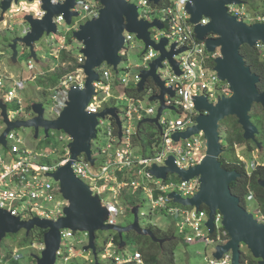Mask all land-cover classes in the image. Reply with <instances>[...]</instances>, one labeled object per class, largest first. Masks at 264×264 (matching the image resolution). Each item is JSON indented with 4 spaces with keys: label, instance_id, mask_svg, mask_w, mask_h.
<instances>
[{
    "label": "water",
    "instance_id": "obj_1",
    "mask_svg": "<svg viewBox=\"0 0 264 264\" xmlns=\"http://www.w3.org/2000/svg\"><path fill=\"white\" fill-rule=\"evenodd\" d=\"M20 0H3L1 2L2 21L6 12L12 7V3ZM34 2L35 0H28ZM46 16L39 20L27 15L25 21L31 24L32 31L24 38L15 39L10 48L13 51L12 63L18 62L19 46L29 49L30 57L38 63L36 44L42 40L45 34L58 33V26L54 22L55 16L64 14L67 23L71 25L73 18L79 14L72 10L76 6V0H66L65 4L54 5L52 0H41ZM102 5L98 18L92 19L81 25L79 31L74 33V38L84 46L81 51L86 57V63L82 69L87 75L85 88L72 87L69 92L67 107L55 120L45 117V107L42 103L33 104L34 116L28 120L18 119L13 121L8 111V105L0 99V111L6 126L4 133L0 136V145L8 146V135L18 129H34L36 139L44 129L46 138L50 131H63L70 138L69 151L71 159L50 176L60 182L63 197L69 202L64 210V216L58 221L34 218L22 221L12 216L8 211L0 209V243L8 235H17L22 231L29 236L34 230L45 231V249L40 256H33L37 264H56L57 253L61 248L62 230L70 229L74 233L84 232L89 235V243L85 247L86 252H92L95 263L99 262L98 247L96 245L98 232L117 233L120 237V249H124L127 242L124 234L136 233L140 236H148L154 242L164 245L172 239H159L155 233L144 228L140 221V206L132 208L133 222L128 226L106 224L110 217L107 207L103 206L101 197L94 195L93 190L74 173V162L85 154L94 166L96 160L93 158V142L98 138L99 119L113 118L119 127V136L122 138V122L118 114V108H106L100 113H90L88 106L96 95V83L101 80L100 69L104 66L113 67L118 73L119 66L123 62L120 53L125 46V31L135 34L148 49L154 47L160 52V57L151 64V69L142 71L141 81L138 84V92L145 91L148 80L152 79L160 88V94L152 96L150 102H160L156 118L144 119L142 124L155 125L160 132V118L166 110L176 111L174 107L166 105L165 97L175 96V91L166 88L165 82L158 74L163 63L168 60L177 75H182L179 63L175 56L185 52L187 49L176 50L173 44L171 50H167L169 40L161 39L159 43L152 40L151 29L163 30L165 25L158 19L150 22L140 19L139 6L128 0H98ZM154 6H159L162 0H146ZM243 5V0H192L186 7L191 15V22L196 25L195 32L201 42H205L207 50L211 54L220 53L215 59V71L220 80L227 83L230 89L228 96H222L216 104L209 102L207 97H195V106L200 115L197 125L189 128L184 133L173 136L175 142L191 139L201 133L206 140V153L201 163L188 170L181 169L176 164V159L171 156L166 161L165 167L154 165L151 174L158 179L167 181L169 175H177L184 181L200 178V191L191 199L171 193L169 197L176 203L200 209L206 206L209 209L207 228L211 235L215 234V216L220 212L223 216L222 226L228 232L230 240L226 245L217 247L214 257L222 259L227 253L232 254V264H242L243 247L251 252L253 257L264 264V222L259 221L243 205L240 197L236 196L231 188L242 175L236 171L225 169L220 161L224 153L221 123L226 118L236 117L244 131L246 141H257L260 133L258 127L253 123L251 112L256 104L262 105L264 110V90L260 91L261 77L252 71L247 65L241 51L244 46L256 48L264 44V23L256 22L248 24L239 21L237 17L229 13V5ZM209 18L210 22L203 26V18ZM217 36V37H211ZM262 148V144L258 143ZM264 189V180L259 181Z\"/></svg>",
    "mask_w": 264,
    "mask_h": 264
},
{
    "label": "built area",
    "instance_id": "obj_2",
    "mask_svg": "<svg viewBox=\"0 0 264 264\" xmlns=\"http://www.w3.org/2000/svg\"><path fill=\"white\" fill-rule=\"evenodd\" d=\"M128 1L132 2L131 0ZM169 1V4L163 7H161L162 1L159 6H154L146 0H138L135 4L139 6L140 19L150 22L154 21L155 18L152 19L150 14L155 10L163 14V19L160 21L165 25V28L163 30L157 28L151 29L153 41L159 43L163 38L168 39V51L171 50L173 44L177 45L176 50L187 49L185 52L175 56L182 75L176 74L168 60L158 70V74L165 82L166 88L175 91L174 97L166 95V105L174 107L183 116L176 120H169L164 114L171 110H166L160 118L163 133L158 129L161 137L160 146L155 147V153L149 157L137 153L138 147L133 142L139 133L140 123L144 119L156 118L160 107L159 101L155 102L158 108H154L151 105L144 107L142 104L144 94L151 93V98L160 94V88L150 79L146 84L145 91L139 93L140 74L142 71L150 70L151 64L161 54L154 47H149L148 49L145 47L143 53L145 64L139 68V72L133 77H129V75L122 76V73L127 71L121 68L122 64L119 66L118 73L110 66L101 68L99 71L101 80L99 83H96V95L93 97L87 111L94 114L102 112L106 109L105 106L112 99L116 98L113 92L119 89L118 92H121V96L128 98L130 103L126 108L124 118L120 116V109L118 108V114L123 125V136L122 138L119 136V127L113 118H100L98 132L101 127H106L103 132L104 139L102 140L104 145L98 151L99 158L102 159V164L99 167L100 172L94 171L96 162L92 166L85 154H82L74 162L73 169L76 176L90 186L94 195L97 192L101 197L103 206L108 208L110 217L106 224L121 225L120 219L126 216L128 212L130 213L132 208L128 207L129 209L127 210L125 207L120 206L116 200L112 203H106L101 196L102 193L109 192L110 196L116 199L118 195L122 196L126 188H131L135 191L142 190L145 192L154 210L164 211L169 214L175 222L178 232L180 234L187 233V243L205 240L207 244L219 241L221 242L220 245H226L230 237L222 226L223 216L220 212L215 216V234L211 235L206 225L208 221L205 220L206 216L209 219V209L206 206H202L200 209L187 207L176 203L169 197L171 193H176L184 199L193 198L200 191V178H195L188 182L180 179L177 182L169 175L168 180L165 181L156 178L150 172L154 165L165 167L166 161L171 156L176 159L177 166L184 170L200 164L207 150L204 134L201 133L193 136L191 139L181 140L180 142H175L173 136L177 133H184L189 128L197 125L196 120L200 113L195 106V97L204 96L208 98L210 103L216 104L222 97V95H218L219 92H222L223 96L230 94L228 84L220 80L215 67L211 65L212 59H216L220 53H209L206 43L199 41L197 38L195 32L196 25L191 22V15L186 10L187 5L192 0ZM52 3L54 5H61L65 4L66 0H52ZM146 6L150 7L149 10L144 9L141 12V9ZM101 9L102 5L98 0H76V6L72 11L78 13L79 16L73 18L71 25L67 23L64 14L55 16L54 22L58 26V33L51 34L53 41L57 37L55 42L51 44L58 48V52L64 49L73 51V49H70L72 46L67 44V35L79 31L81 25L98 18ZM228 10L239 21H244L248 24L254 22L264 23V12L250 13L245 3L243 5H229ZM20 13H26L33 16L34 19L39 20L43 19L47 14L43 9V2L41 0H35L34 2L20 0L18 3H12V7L6 12L4 20ZM77 18H81V21L76 22ZM209 22L210 19L204 17L200 24L205 26ZM4 24L8 29L13 30L11 25L6 21ZM60 27H62V33L60 32ZM31 31V24L25 21L22 25V35L20 38L26 37ZM45 36L48 35L45 34ZM124 37L125 46L120 53L123 59L127 56V54L125 55V51L135 47L133 46V40L136 35L125 31ZM211 37L215 38L217 36ZM3 48L4 46H0V99H3L7 105L15 103L17 107L15 116L14 118L10 117L13 121H16L21 113H25L22 110L24 100L21 97V91L27 88L28 81L24 79L18 80L13 88L6 84L7 80L11 81L13 79L2 68V57L5 54ZM83 48L84 46L82 45L81 51ZM76 58V71L64 76L60 84L51 92L52 109L56 117L49 120L57 119L67 107L69 92L72 87L85 88L87 75L82 66L86 63V57L80 52L76 54ZM35 63L34 59L30 58L28 68L32 72L36 70ZM164 70L169 75L166 79L162 78V71ZM150 82L153 83V86L150 85ZM128 90L133 92L131 94L137 92L141 96H132ZM8 111L10 114L9 106ZM7 140V147L0 145V209L8 211L12 216L18 217L22 221H29L34 218L58 221V219L64 216V210L69 205V202L62 195L60 182L50 175L54 174L59 167L71 159L69 145L67 152L63 155L65 157L63 161L48 164L45 163V160L52 158L53 154L56 157L58 156L56 150H41L36 152L23 148L20 146L21 139L16 138L14 131L8 135ZM70 143L71 138L69 139ZM93 158L95 159L94 149ZM120 173L127 175L131 181H121L119 177ZM173 176L178 177L177 175ZM85 236L89 240L88 233H85ZM73 237L74 232L70 229L62 230V243L57 253L56 264H58V260L61 264H69L77 255L74 252L76 247L72 243H69V239ZM66 242L69 244L63 247ZM79 242L81 243L80 240ZM31 247L36 248L37 254L41 255V252L45 249V244L44 241H36ZM23 249L26 248L14 247L9 250H2L0 248V264H26ZM121 250L112 239L106 245L101 258H108L114 264H143L140 252L134 251L121 254ZM209 264H232V254L231 252L227 253L220 260L215 258Z\"/></svg>",
    "mask_w": 264,
    "mask_h": 264
},
{
    "label": "rangeland",
    "instance_id": "obj_3",
    "mask_svg": "<svg viewBox=\"0 0 264 264\" xmlns=\"http://www.w3.org/2000/svg\"><path fill=\"white\" fill-rule=\"evenodd\" d=\"M132 3H137L138 0H131ZM251 1V0H250ZM255 1V6L250 7L249 2L246 4L248 7V10L250 13H256V12H264V0H253ZM1 2L0 0V46H4L3 51H5L4 56L2 57V68L5 73H8L13 80H7L6 84L9 85L10 87H14L16 81L24 79L28 81L27 83V88L23 91H21V97L24 100L23 103V109L25 113H21L18 117L23 118V119H30L33 115L26 113V109L29 105H33L35 103H42L45 107L46 113L45 117L48 119H52L55 116L53 112V101L51 99V96L49 95L47 98L43 96V92L38 88L36 82H37V77L45 75V71L51 70V73L54 72L57 68H67L69 67L68 65L65 64H59L55 63L56 60H58L59 52L58 48L53 46L51 43L55 42V40H52L51 35L50 36H45L40 42L36 44V51L38 54V63L36 62V70L32 72L28 68V63L30 61V51L29 49L19 46V57H18V62L16 65L12 63V55L13 51L10 48L11 43L21 37L22 35V25L25 23V17L27 16L26 13H20L15 15L12 18H6V20L2 21V10H1ZM149 6H146L141 9V12L145 10H149ZM152 19H163V14L159 12L158 10H155L153 13L150 14ZM7 22L13 30H10L6 27L4 22ZM81 21V18H77L76 22ZM86 21V20H85ZM250 24V23H249ZM68 28V27H65ZM62 27H60V32H61ZM62 33V32H61ZM65 35V34H63ZM72 37H74L73 34H68L66 39L67 42L68 40ZM71 48L73 49L74 55L78 54L81 52L82 48V43L76 41L73 39L71 43ZM133 46H135L133 49L125 51V55L127 56L124 57V62L121 65V68L124 71L122 73V76L129 75V77H133L139 72V68L143 67L145 64V60L143 57V53L145 50L144 43L140 40H138L136 37H134L133 40ZM127 49V48H126ZM262 50L264 51V46H262ZM56 59V60H55ZM107 65H104L102 68H105ZM168 74L166 71H162V78L166 79L168 78ZM32 78V79H31ZM31 79V81H30ZM117 91L113 92V95H115V99H112L106 106L105 108H113L114 106L120 109V116L124 118V114L126 112L127 106H129V100L128 98H124L121 96V92ZM218 95H222V92H219ZM150 96L151 93H146L144 94L142 104L144 107H149L150 105L154 108H158L157 103H152L150 102ZM9 108H10V116L14 118L15 112H16V105L15 103H9ZM56 113V112H55ZM164 116L169 119V120H176L177 118L183 116L181 112L179 111H167ZM105 126L101 127L99 129V138L94 141V155L96 159V167L94 168L95 172H100V166L102 164V159L99 158L98 151L101 147H103L104 142L102 140L104 139L103 132L105 131ZM6 129V126L3 122V119L1 117V111H0V136L4 133ZM14 133L16 134L17 139H21L20 146L23 148H28L32 151H41V150H56V154L58 156H62L67 152L68 145H69V139L70 137L63 131H56V130H51L49 138H46V134L44 129H41L40 131V136L38 139L35 137V130L34 129H18L15 130ZM222 133V132H221ZM63 138V139H61ZM16 141V140H15ZM17 142V141H16ZM157 146V145H156ZM160 146V145H158ZM114 150V149H113ZM138 150L136 152L138 153ZM6 153L8 154V151L6 150ZM236 153L239 156L240 160H244L245 158L247 159L246 163L252 165V163L255 164V166L262 164L264 165V155L259 153L258 151H255L252 155H246L245 151L241 149V147L236 148ZM98 155V156H97ZM246 155V157H245ZM57 156V157H58ZM56 155L53 154L52 159L56 161L57 159ZM251 170V166L249 168ZM172 179L179 182L180 178L175 177L173 175ZM89 183V181H87ZM94 186V183H93ZM97 194V192H95ZM144 195L140 197V200L142 201V205L140 206V221L141 225L146 228L148 225H155L159 227L160 229L168 232L173 229L177 233V235L174 236V238L177 237L178 242L176 244L175 248V256H176V262L175 264H209V262L214 258V254L216 253L217 247L220 246L221 242L216 241L212 244H207L205 240H198L195 241L194 243H187L186 242V237L187 233L185 234H180L177 230V226L175 222L172 220V218L169 216L164 211H157L152 208V203L148 199V195L143 192ZM102 198L106 201V203L109 202H114V200L117 201V203L125 207L127 210L129 209V205L126 202V200L122 196H117L116 199L110 196L109 192L102 193ZM247 207L246 209L251 213L254 214L256 209H257V203L254 200H248ZM132 211V210H131ZM255 215V214H254ZM255 217L261 221L264 222V217L262 215H255ZM134 220V217L132 214L128 212V214L120 219V224L123 226H127L131 221ZM205 220L208 221V216L205 217ZM220 226V224H218ZM169 232V233H170ZM115 232L110 231V232H98L97 233V239H96V245L98 248H101L105 245L106 240L113 236ZM19 235V234H17ZM26 236L25 231H22L19 235L18 238L17 236L13 235H8L6 239H4L0 243V248L2 250H9L10 248H22L20 245H18L19 238L20 240L22 237ZM81 241V243L79 242ZM69 243H72L75 247L76 250L74 251L77 255L75 258L69 263V264H94L95 259L93 256L92 252H86L84 249L88 245V239L85 236L84 232H77L74 233V237L69 239ZM69 243H65V245H68ZM126 250H121V254H127L134 252L136 250V246L134 244H130ZM10 247V248H9ZM243 253H247L250 255V251L247 249V247L242 248ZM24 252V261L26 264H37L36 260L32 255H38L36 248L33 247H27L26 249H23ZM39 256V255H38ZM102 256L100 255L99 262L101 264H113L112 261L108 258L104 259L101 258ZM58 264H61V262L58 260Z\"/></svg>",
    "mask_w": 264,
    "mask_h": 264
},
{
    "label": "trees",
    "instance_id": "obj_4",
    "mask_svg": "<svg viewBox=\"0 0 264 264\" xmlns=\"http://www.w3.org/2000/svg\"><path fill=\"white\" fill-rule=\"evenodd\" d=\"M250 7H254L255 1L253 0H243ZM169 0H162L161 7L167 6L169 4ZM154 7V6H153ZM259 13V12H256ZM70 34H73L70 33ZM74 37L70 38L67 42L68 45H71ZM75 40V39H74ZM262 44L256 48H250L248 46H244L242 48V55L247 62V65L252 68V71L258 74L262 82L259 85V89L261 91L264 90V51L262 50ZM56 60V59H55ZM55 63H59L60 65L65 64L69 67L67 68H57L54 72L51 73V70H46L45 75L37 77V86L43 92V96L47 98L51 95L52 90H54L64 78V76L71 74L76 71V63L77 58L74 55L73 51L61 50L59 52L58 60ZM211 65L215 67V59H212ZM150 85L153 86V83L150 82ZM129 94L133 93L131 90H128ZM132 96H141L137 92L131 94ZM26 113L32 114L31 105H29L26 109ZM32 116V117H33ZM253 123L260 130V135L258 136V141L262 143L264 147V110L260 106H255L254 111L251 113ZM31 117V118H32ZM23 119V118H18ZM26 120V119H23ZM221 135H222V143L224 148V153L220 157V161L225 169L229 171H238L243 176L241 179H238L236 182L232 183L231 188L233 193L240 197L242 201V205L246 208L248 198L251 194H255L257 209L255 211V215H262L264 217V189L259 185L260 180H264V166H260L257 170L251 172L247 171V165L243 163L238 154L236 153L237 147L246 146L247 154L251 155V152L256 149V145L252 141H246L244 139V131L239 121L236 117L226 118L221 123ZM161 137L158 128L155 125L151 124H142L139 128V133L134 139V145L138 147V153L144 155L146 157L152 156L155 153V147L160 145ZM157 145V146H156ZM65 157L59 156L56 161H53L52 158L45 160V163L52 164L53 162L59 163L63 161ZM120 180H127L126 182L131 181V179L124 174H119ZM144 195L143 191H135L131 188H126L122 194V197L126 200L129 207L134 208L142 205V201L140 197ZM130 214H132L130 212ZM133 216V215H132ZM134 217V216H133ZM133 221H131L128 225H130ZM146 228L151 229L155 235L159 239H172L168 241L164 245L154 242L148 236H140L136 233H127L124 234V240L127 242L125 250L131 246L130 244H134L136 246V250L141 253L143 258V264H175L176 256H175V248L178 242L177 237L174 238L177 233L175 230H171L166 232L155 225H148ZM170 232V233H169ZM20 235V234H19ZM19 235H13L19 237ZM114 242L120 247L121 240L117 233H114L113 236L109 237L106 240V243L103 247L98 248V255L102 256L104 254V250L106 245L111 241ZM36 241H44V231L36 229L29 236H24L22 239L18 241V245L22 248L31 247ZM10 248V247H9ZM122 249V250H124ZM9 257V256H8ZM113 263V262H112ZM19 264V263H15ZM114 264V263H113ZM137 264V263H131ZM242 264H259V261L253 257L250 253H243L242 255Z\"/></svg>",
    "mask_w": 264,
    "mask_h": 264
},
{
    "label": "flooded vegetation",
    "instance_id": "obj_5",
    "mask_svg": "<svg viewBox=\"0 0 264 264\" xmlns=\"http://www.w3.org/2000/svg\"><path fill=\"white\" fill-rule=\"evenodd\" d=\"M262 45L264 46V44H262ZM260 91H261V90H260ZM257 105L260 106V107L263 109L262 105L256 104V105L253 106L252 112L254 111V107L257 106ZM252 112H251V113H252ZM259 135H260V133H259ZM259 135H258V136H259ZM258 136H257V141H252V142L255 143V145H256V149L253 150V152H251V155H252L255 151H258L259 153H261L262 155H264V147H263V145H262V148L258 146V143H260V142L258 141ZM261 144H262V143H261ZM240 147H241V146H240ZM241 149H243V150L245 151V154H246V155H250V154H247V152H246V150H247V147H246V146H242ZM222 155H223V154H222ZM246 155H245V157H246ZM241 161L247 165V171L249 172V175L251 174V172L257 170L258 167H260V166H264V165H262V164H259V165L255 166V164L252 163V165H250V166H251V170H249L250 166H249V164L246 163L247 159L245 158L244 160H241ZM236 172H238V171H236ZM240 174H241V173H240ZM241 175H242V174H241ZM242 176H243V175H242ZM241 178H242V177H241ZM241 178H239V179H241ZM255 199H256L255 194H251V195L249 196V198H248V200H251V201H252V200L254 201ZM246 202H248V201H246Z\"/></svg>",
    "mask_w": 264,
    "mask_h": 264
},
{
    "label": "clouds",
    "instance_id": "obj_6",
    "mask_svg": "<svg viewBox=\"0 0 264 264\" xmlns=\"http://www.w3.org/2000/svg\"><path fill=\"white\" fill-rule=\"evenodd\" d=\"M244 3H245V2H244ZM260 13H261V12H260ZM254 23H256V22H254ZM260 23H261V22H260ZM250 24H252V23H250ZM44 233H45V231H44ZM88 241H89V240H88ZM33 256H38V255H32V257H33ZM39 256H40V255H39ZM36 263H37V262H36Z\"/></svg>",
    "mask_w": 264,
    "mask_h": 264
},
{
    "label": "crops",
    "instance_id": "obj_7",
    "mask_svg": "<svg viewBox=\"0 0 264 264\" xmlns=\"http://www.w3.org/2000/svg\"><path fill=\"white\" fill-rule=\"evenodd\" d=\"M121 226H123V225L121 224Z\"/></svg>",
    "mask_w": 264,
    "mask_h": 264
}]
</instances>
